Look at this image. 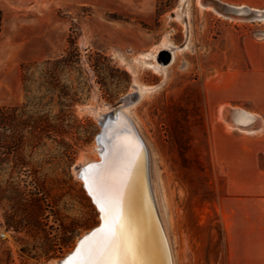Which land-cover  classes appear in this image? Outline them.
I'll use <instances>...</instances> for the list:
<instances>
[{"label":"rangeland","instance_id":"1","mask_svg":"<svg viewBox=\"0 0 264 264\" xmlns=\"http://www.w3.org/2000/svg\"><path fill=\"white\" fill-rule=\"evenodd\" d=\"M251 2L240 6L264 13V0ZM163 43L186 45L155 71L142 55ZM262 45L264 19L197 0H0V108L27 104L30 66L27 113L68 134L4 146L0 264H58L98 225L77 171L95 159L102 109L127 99L175 264H264V132L225 128L235 110L264 113ZM61 58L66 100L46 83V63Z\"/></svg>","mask_w":264,"mask_h":264},{"label":"bare ground","instance_id":"2","mask_svg":"<svg viewBox=\"0 0 264 264\" xmlns=\"http://www.w3.org/2000/svg\"><path fill=\"white\" fill-rule=\"evenodd\" d=\"M212 1L214 0H197V3L202 9L212 10L217 15H223L230 19L256 20L258 19L257 15H261L246 6H239L233 7L237 10L235 15L227 16L216 11ZM223 5L225 4L223 3ZM177 18L180 19V16ZM185 45L172 48L170 44L163 43L154 53L144 54L142 58L147 61L152 59L154 64L151 67L155 71L164 70L172 62L174 52L182 50ZM146 91H150V88L135 86L133 89V92H137L139 95ZM131 105L132 103L127 99L115 106H107L102 109L100 119H98L97 135L100 134L93 145L95 159L93 158L79 167L78 179L85 195L97 212L98 225L96 227L100 222L103 224V214L97 207L93 196L89 194L85 180L90 183L94 177L102 180L106 192H111L114 187L118 189L117 211L122 219L125 235L136 250L132 264H175L173 248L151 179L149 148L140 133L134 115L131 113ZM105 115L106 117L102 118ZM230 117L231 123L225 124L226 129H238L250 133L264 129V124L258 121L255 115L243 110L233 111ZM102 121L104 122L100 124ZM253 125H255L254 128L250 127ZM89 164L88 168H84ZM88 233L82 235L76 243ZM91 237L92 234L87 238ZM82 241H85V238ZM91 242L93 240H89V243ZM67 256L68 254L58 264H65L70 258L64 260Z\"/></svg>","mask_w":264,"mask_h":264},{"label":"snow or ice","instance_id":"3","mask_svg":"<svg viewBox=\"0 0 264 264\" xmlns=\"http://www.w3.org/2000/svg\"><path fill=\"white\" fill-rule=\"evenodd\" d=\"M85 186L103 214V224L91 238L86 237L81 242L73 257L65 264H132L136 250L125 235L124 225L117 211L118 189L114 187L111 192H106L103 181L95 177L91 183L85 180ZM89 240L93 242L89 243Z\"/></svg>","mask_w":264,"mask_h":264},{"label":"trees","instance_id":"4","mask_svg":"<svg viewBox=\"0 0 264 264\" xmlns=\"http://www.w3.org/2000/svg\"><path fill=\"white\" fill-rule=\"evenodd\" d=\"M76 49L71 48L68 56H76ZM67 60L61 58L52 63H46L52 67L47 69L46 72V83L53 91L58 92L59 100H66L69 95L67 94L66 88L60 85L57 79V66L65 65ZM31 67H24L21 77V82L26 94L27 104H33L35 98L33 96L32 86L35 83L33 72H30ZM49 80V81H48ZM51 81V82H50ZM17 106L9 110L6 107L0 108V165H4V146L12 144L14 146L27 142H38L41 139H51V137L59 139L65 143V138L68 135L63 127L51 126L45 116H40L38 113H27L28 105ZM62 105V104H61ZM6 129L12 131L11 135L4 134Z\"/></svg>","mask_w":264,"mask_h":264},{"label":"water","instance_id":"5","mask_svg":"<svg viewBox=\"0 0 264 264\" xmlns=\"http://www.w3.org/2000/svg\"><path fill=\"white\" fill-rule=\"evenodd\" d=\"M213 4V8L216 10V11H220L222 14L224 15H227V16H232V15H235L237 13V10L234 9L233 7H230V6H227V5H223L222 3L220 2H215V1H212L211 2ZM263 16V17H262ZM257 18L258 19H261V18H264V13H262L261 15H257ZM250 21H254V20H250ZM117 114H119V112H117ZM105 116H103L102 118H105ZM104 121L100 122V124H102ZM100 134V133H99ZM99 134L96 136V139L97 137L99 136ZM89 165H87L86 167L84 168H88ZM102 226V223L100 222L99 226L96 227V228H93L89 231V233L85 236H83L75 245L74 249L72 250V252L70 254H68V256L64 259L66 260L68 257H70L71 255L74 254V252L76 251L77 247H78V244L86 237L90 236L91 234H93L94 232H96L98 229H100Z\"/></svg>","mask_w":264,"mask_h":264},{"label":"crops","instance_id":"6","mask_svg":"<svg viewBox=\"0 0 264 264\" xmlns=\"http://www.w3.org/2000/svg\"><path fill=\"white\" fill-rule=\"evenodd\" d=\"M214 1H218L222 4L224 3L225 5L227 4L228 6H232V7H239L241 4H246L247 6L252 4L251 0H214ZM256 115L259 118V121L262 124H264V113L257 112ZM261 132H264V129Z\"/></svg>","mask_w":264,"mask_h":264},{"label":"built area","instance_id":"7","mask_svg":"<svg viewBox=\"0 0 264 264\" xmlns=\"http://www.w3.org/2000/svg\"><path fill=\"white\" fill-rule=\"evenodd\" d=\"M0 236L2 237V236H3V234L1 233V234H0Z\"/></svg>","mask_w":264,"mask_h":264}]
</instances>
